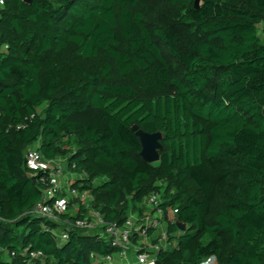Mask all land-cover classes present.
<instances>
[{"label": "trees", "instance_id": "16d2710c", "mask_svg": "<svg viewBox=\"0 0 264 264\" xmlns=\"http://www.w3.org/2000/svg\"><path fill=\"white\" fill-rule=\"evenodd\" d=\"M261 26L264 0H4L0 264H98L117 249L73 225L91 209L122 225L150 193L176 242L155 264H264ZM134 124L163 132L158 162ZM35 145L93 197L62 216L64 243L31 212L45 187L27 165Z\"/></svg>", "mask_w": 264, "mask_h": 264}, {"label": "built area", "instance_id": "2783aa9c", "mask_svg": "<svg viewBox=\"0 0 264 264\" xmlns=\"http://www.w3.org/2000/svg\"><path fill=\"white\" fill-rule=\"evenodd\" d=\"M3 4L4 0L0 2V5ZM26 160L31 170L41 173L40 180L45 185L42 199L34 206L32 214L47 217L58 225H64L68 221L62 219V216L71 212L73 200H77L78 205L85 204L86 207H91L93 197L89 191L81 190L72 183L68 188L63 185L64 169L57 159L47 160L38 146H33L27 150ZM161 203L158 193H150L144 199L143 204L146 209L151 208V212H146L144 218L141 219L138 217L139 214L136 216L130 212L128 219L122 225L105 221L100 212L90 208L92 216L78 219L73 226L87 229L90 234L108 237L110 244L117 249L114 254L95 257V262L98 264H117L116 256L128 259L131 254L135 255L134 264H155L157 254L162 248L176 245L175 241H170L168 227L160 230L165 220V211ZM79 208L80 206L76 207L77 211ZM167 211L169 219L174 221V215L178 210L169 207ZM70 225L68 223V226L62 229L58 227L55 229V235L61 243L69 238ZM157 230L159 234L156 238L157 243H155L156 240H152V232ZM32 257L44 258L41 252H33ZM201 264H217V259L213 256Z\"/></svg>", "mask_w": 264, "mask_h": 264}, {"label": "water", "instance_id": "95a60500", "mask_svg": "<svg viewBox=\"0 0 264 264\" xmlns=\"http://www.w3.org/2000/svg\"><path fill=\"white\" fill-rule=\"evenodd\" d=\"M26 3H31L32 0H24ZM200 0H196V6H199ZM132 130L135 131L136 135L140 138L142 145L141 155L149 163H155L160 160V152L164 149L162 144L163 132H147L140 128L138 124L132 125ZM179 230L186 231L187 224L181 221L176 222Z\"/></svg>", "mask_w": 264, "mask_h": 264}, {"label": "crops", "instance_id": "0c3cea01", "mask_svg": "<svg viewBox=\"0 0 264 264\" xmlns=\"http://www.w3.org/2000/svg\"><path fill=\"white\" fill-rule=\"evenodd\" d=\"M57 160L60 162V164L62 165V167L64 169V175L62 176L63 185L66 188H68L70 186L69 185L70 183H72V185H75L77 180L82 178V176L70 172L67 168H65V165L63 166V162L65 161L64 157L57 158ZM71 208H72V210H71L72 212L77 211L75 204H73ZM151 210H152L151 208H148V209L145 208L144 211L142 212V214H140L139 211L138 212H131V214L136 215V216H138V214H139L140 216H138V217L141 219V218H144V214L146 212H151ZM88 213L90 216H92L91 211H89ZM64 226H68V223L66 222V223H64V225L61 224L58 226V228L62 229V227H64ZM166 227H168V223H167V220H164L163 224L160 226V230L164 229ZM158 234H159V230L152 232V240H154V241L156 240L155 243H157L156 238H157ZM116 260H117V264H121V263H127V264L132 263V264H134L136 262L134 254H131L128 259H123V258H120L119 256H116Z\"/></svg>", "mask_w": 264, "mask_h": 264}, {"label": "rangeland", "instance_id": "374dc122", "mask_svg": "<svg viewBox=\"0 0 264 264\" xmlns=\"http://www.w3.org/2000/svg\"><path fill=\"white\" fill-rule=\"evenodd\" d=\"M260 36L264 39V33H263V29L262 26L260 27ZM36 146V145H35ZM65 165V168H67V161L65 158V161L63 162V166ZM73 203L76 205V207H78L79 205L73 200Z\"/></svg>", "mask_w": 264, "mask_h": 264}, {"label": "clouds", "instance_id": "9594fccd", "mask_svg": "<svg viewBox=\"0 0 264 264\" xmlns=\"http://www.w3.org/2000/svg\"><path fill=\"white\" fill-rule=\"evenodd\" d=\"M0 2H2V0H0Z\"/></svg>", "mask_w": 264, "mask_h": 264}]
</instances>
